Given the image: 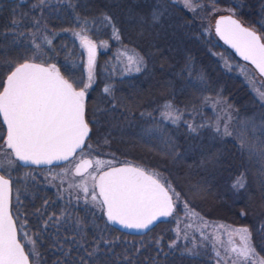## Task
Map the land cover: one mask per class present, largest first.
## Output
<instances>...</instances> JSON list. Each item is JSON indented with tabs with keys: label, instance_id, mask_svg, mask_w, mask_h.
<instances>
[{
	"label": "trees",
	"instance_id": "1",
	"mask_svg": "<svg viewBox=\"0 0 264 264\" xmlns=\"http://www.w3.org/2000/svg\"><path fill=\"white\" fill-rule=\"evenodd\" d=\"M202 1L225 8L224 13L232 14L234 11L244 24L264 36V0H235V3L232 0H217L216 3L213 0ZM75 2L78 7L75 12H71L58 4L57 0H50L43 11L39 7H32L36 0H0V57L13 58L16 62L35 59L33 52L26 46V38L13 36L12 21H19L20 26L16 29L18 34L28 32L32 29V21L38 19L42 32L46 27L49 35L52 32L58 35L51 36V48L46 49L41 59L36 61L55 64L65 78L87 82L86 52L79 39L73 35L79 31L76 15L89 20L100 18L102 14L110 15L120 29V41L111 39L112 29L105 28L99 21L96 24L98 32L88 33L98 47L94 82L87 90L86 118L97 122L90 124V139L87 140L94 151L89 152L87 148L84 151L90 155L109 157L115 163L132 162L147 171L159 173L162 182H171L176 191L182 193L183 200L189 202L190 208L209 223L206 234L214 236V230L210 228L213 225L246 226L252 233L256 252L264 257V231H261V225L264 224V194L261 191L264 172L260 171L259 164L249 160L247 153H240L239 143L234 137H213L210 128L201 129L199 134H189L184 123H214L217 117L226 120L224 110L229 106L233 116L238 114L241 119L254 117L260 123L264 118V108L255 99L257 91L253 85L256 80L249 68L252 65L226 45L213 28L210 29L203 20L177 2ZM158 4L166 8V12L158 22L153 23L152 13ZM14 38L20 43L9 46ZM102 41H107V47L100 46ZM125 46L135 49L144 57L145 67L141 72L122 74L123 64H119L116 57ZM6 74L4 71L3 75ZM201 76L207 85L204 90H201L203 85L192 86L193 83L199 84ZM105 85L112 86L118 102L116 110H110L111 99L103 93ZM205 97L211 99L205 101ZM218 98L221 104L214 108L213 101ZM168 101L184 111L183 120L179 125L161 121L159 130L146 134L145 130L153 127V120L141 116V113H152L153 117H159L158 109ZM101 109L104 111H98ZM4 132L5 126L0 119V134ZM168 137L174 140L177 146L175 151L181 153L179 158H174L166 151L165 141ZM217 153L215 163L206 159ZM50 167L57 166L24 165L16 161L8 171H0L10 179L13 216H16L18 209L21 214L19 223H23L25 217L28 221L23 229L18 225V235L26 252L32 253L30 264H55L58 260L61 264H68L62 253L69 241L64 240V249H60L55 246L56 237L72 236L70 227L74 225H61L59 231L50 228L39 238L32 235L43 223L32 214L41 208L44 200L52 202L47 212H55L56 215L72 201L69 210L73 219L78 217L84 222L83 232L88 240L84 247L88 251L92 250L94 238L101 235L90 223L93 213L95 224L105 228V239L111 243H101L95 259L88 257L83 249L77 253L73 248V257L77 262L83 255L90 264H216L217 258L212 247L215 241L212 239L207 241V246L197 248L195 254L184 251L185 245L191 247V244L183 239L182 234L177 247H168L177 238L173 231L177 226L182 233L187 231L190 237L195 235L198 241V230L204 228L202 221L194 217L185 218L182 202L173 216L159 218L142 234L131 233L109 224L103 213L90 205L86 209L84 203L77 204L70 198L58 196L59 190L49 186L43 177L44 171ZM245 170L246 187L239 191L232 189V180ZM193 185H200L204 189L202 194L193 195ZM17 189L21 192L19 204L16 201ZM242 212L244 215H241ZM25 232L37 240L35 246L24 238ZM79 238L77 234L76 239ZM157 239L160 240L159 247L155 243Z\"/></svg>",
	"mask_w": 264,
	"mask_h": 264
},
{
	"label": "snow or ice",
	"instance_id": "2",
	"mask_svg": "<svg viewBox=\"0 0 264 264\" xmlns=\"http://www.w3.org/2000/svg\"><path fill=\"white\" fill-rule=\"evenodd\" d=\"M176 3V0H171ZM217 0H213L216 3ZM235 3V0H232ZM50 0H36L32 5L33 8H41L43 11ZM58 4L65 6L66 10L75 12L78 4L75 0H57ZM184 7L195 13L207 5L196 4L194 0H183ZM239 5H237L238 7ZM213 12L217 9L213 8ZM229 11H232L229 9ZM166 8L157 5L152 13V22H158ZM235 12L230 16H221L216 22V32L226 43L235 48L245 61H250L258 70L261 76H264V36L244 28L232 18ZM103 24L105 28L112 29L111 39L120 41V29L116 26L110 15L102 14L100 18H81L76 15V22L79 25V31L73 35L79 39L80 45L87 52V82L76 80L71 77L65 78L61 75L60 70L55 64L36 63V59H41L46 49H50L53 44L51 36L58 33L52 32L49 35L47 28L42 32L39 20L32 21V29L28 32H19L16 29L20 26L19 21L13 19L12 33L16 37H25L27 47L33 52L35 59H24L23 62H16L15 59H4L0 57V117L3 124L6 125V134H0V151L11 150L9 156L14 155L16 161L31 163L34 165H54V162H64L71 165L77 154H85L87 148L89 152L94 151L91 144L87 143L90 139V124L97 121H90L86 118V98L87 90L94 82V66L96 61L97 45L88 35L89 32L97 33V22ZM143 22V21H142ZM264 27V25H262ZM30 38V39H28ZM18 39H13L9 46L18 44ZM101 47H107V41H102ZM119 64H123V73H139L145 67L144 57L125 46V49L116 57ZM187 67V65H186ZM7 75L4 76L3 72ZM191 82V79L189 77ZM83 84L81 87L80 85ZM204 86L201 90L206 89L207 85L203 76L199 79V84L193 83V87ZM103 93L111 99L112 108L116 110L118 102L116 101L111 85H105ZM219 97V94H217ZM211 99L205 97V101ZM261 108H264V92L257 91L255 97ZM226 102V101H225ZM221 104L218 98L213 101V107L217 108ZM231 106L224 110L227 119L217 117L213 122L195 124L190 121H184L189 134H199L203 128H210L213 137H234L239 143V151L243 155L248 154L249 160L260 166V171L264 172V118L257 123L255 118H243L239 115L233 116L230 111ZM104 111V110H98ZM160 116L153 117L152 113H141V116H148L153 120V127L145 130L146 134H151L154 130H159L161 121L170 122L172 125H179L183 120L184 111L179 110L171 102H165L160 106ZM221 125H223L221 127ZM107 143V140H105ZM166 151L172 154L174 158H179L181 153L175 151L176 144L171 137L165 141ZM6 146V148H5ZM217 154H213L206 159L216 162ZM14 160L9 158L7 165L11 167L15 164ZM58 166V165H54ZM93 161L81 160L76 164L73 176H80L81 181L77 184H70L69 189L76 188L78 193L73 197L77 204L83 200L84 205L91 204L95 207L99 205V210L106 216L107 222L119 223L120 225L136 230H147L161 217H170L175 214V210L183 203L186 211L185 218H196L204 224L203 229H199L200 240L196 236H189L187 231H183L177 226L173 231L176 233V239L172 240L168 247L173 249L178 246V240L183 239L191 244V247L185 245L184 251L195 254L196 249L207 246L209 239L214 240L212 247L217 258V264H264V257H260L256 248L252 244V233L248 227H232L228 225H216V229L223 232L227 237L226 242L223 239L216 240L211 234L205 232L209 227L207 221H203L199 213L191 209L189 202L183 200L181 192L176 191L171 182L164 181L160 174L153 171H146L141 167L124 165L120 167L112 166L111 161L97 159ZM5 162L0 160V171H3ZM107 167V170H104ZM70 171L69 168L62 169L60 175L66 176ZM246 171H241L232 180V189L239 191L246 187ZM34 180V178H33ZM193 195H200L204 189L200 185L191 186ZM261 191L264 194V181L261 182ZM12 189L10 179L0 175V264H30L31 252L26 253L25 245L21 239H18V225L23 229L27 226V218L23 223H19L21 214L17 209L16 216H13L10 207V195ZM63 189L58 192L62 197ZM81 193L83 195H81ZM21 192L16 190V201L20 203ZM52 202L44 200L41 208H37L32 215L38 216L43 223L39 226L38 231L33 236L39 238L43 232L50 228H59L61 225H74L70 227L73 232L72 236L60 238L56 237V244L60 249H64V240L69 244L63 251V256L67 258L68 264H90L85 260L83 255L77 262L73 257V248L79 253L81 249L88 257L95 259L96 252L99 251V245L110 244L105 239V228L95 224V213L93 220L90 221L101 233L98 238L92 241V250L88 251L85 244L88 243L86 235L83 232L84 222L81 218L73 219L69 206L72 201L68 202L61 209L60 214L55 212L49 214L48 207ZM241 215H244L242 212ZM178 219V224H179ZM192 225H188L191 227ZM261 231H264V224L261 225ZM79 234L80 238L76 239ZM239 238V242L235 241ZM24 238L33 246L37 240L24 233ZM160 246V240L155 241ZM264 250V249H262ZM223 252V255L221 254ZM183 254V253H182ZM55 264H61L56 261Z\"/></svg>",
	"mask_w": 264,
	"mask_h": 264
},
{
	"label": "rangeland",
	"instance_id": "3",
	"mask_svg": "<svg viewBox=\"0 0 264 264\" xmlns=\"http://www.w3.org/2000/svg\"><path fill=\"white\" fill-rule=\"evenodd\" d=\"M176 2L179 5H181L182 7H184L183 0H176ZM194 3L207 5V7H202L198 11H196L195 13L189 11L185 7L184 8L187 11H189L190 13H192L193 15H195L196 17L200 18V20H203L210 29L213 28V22H214L215 17L217 15H219V14H223L226 11V9L223 8V7L214 6V5H211V4H207V3H204L202 0H194ZM213 8L217 9V11L213 12L212 11ZM94 42L96 43V45L98 47L97 42L95 40H94ZM85 52H86V50H85ZM249 68H250L251 72H253V74H254L253 77L256 80V81H254L255 84L253 85L254 89L256 91H262V92H264V80H263V78L254 69L253 66L252 67L249 66ZM86 70H87V52H86ZM87 75H88V73H87ZM4 134H5V132H4ZM5 148H6V146H5ZM10 153H11V150L10 149H7L6 152L5 151H0V160H3L5 162V167H4V170L5 171H8L11 167L14 166V165H12L11 167H9L7 165V160L9 158H11L12 160L15 161V159H16L14 157V155L9 156L8 154H10ZM84 156L91 157V159L93 161V168L89 169L88 170L89 172H92V171L95 170L94 162L97 159L103 160V161H111L113 164L115 163L109 157L97 156V155H90V154H88V153L85 152V154H77L76 158L72 161L71 165L62 162V164L59 165V166H57V167H50L47 170H45L44 173H43V177L47 181V184L49 186H52V187L57 188L59 191L61 189H63L62 199L70 198L71 200H73V197L78 193V191H79L78 189H76V188L69 189V185L70 184H77V183H79L81 181V177L80 176H73V172H74L73 167H74L75 163L77 162V160H79L81 157H84ZM65 168H69L70 171L68 172V174L66 176H61L60 173H61L62 169H65ZM81 195H83V194L81 193ZM73 201H75V200H73ZM80 202L81 203H84L83 200H81ZM89 205L92 208H94L96 211L102 212L101 210H99V205L98 204L95 207H93L91 204H89ZM215 226L216 225H213L210 228H213V230H214V236H215L216 240L223 239L226 242L227 237L223 235V232L222 231L217 230ZM234 239H235V241L237 243L239 242V238L238 237H235ZM221 254L223 255V252ZM216 264H217V261H216Z\"/></svg>",
	"mask_w": 264,
	"mask_h": 264
},
{
	"label": "water",
	"instance_id": "4",
	"mask_svg": "<svg viewBox=\"0 0 264 264\" xmlns=\"http://www.w3.org/2000/svg\"><path fill=\"white\" fill-rule=\"evenodd\" d=\"M230 15H232L231 13H223V14H219V15H217L216 17H215V19H214V22H213V30H214V32L217 34V32H216V22H217V20L221 17V16H230ZM232 18L234 19V20H236L237 22H239V24L241 25V26H243L244 28H247V29H250V30H252V31H254V32H256L258 35H260L256 30H254V29H252L251 27H249L248 25H246V24H244L238 17H236L235 15H233L232 16ZM218 35V34H217ZM219 36V35H218ZM219 38H220V36H219ZM221 39V38H220ZM226 45H228L240 58H242L243 59V57H241L240 55H239V53H237L236 52V50H235V48H233L230 44H228V43H226L223 39H221ZM244 60V59H243ZM21 62H23V61H21ZM35 62L36 63H43V62H40V61H36L35 60ZM250 64H251V62L250 61H248ZM46 64V63H45ZM252 65V64H251ZM253 67H254V69L258 72V70L255 68V66L254 65H252ZM259 73V72H258ZM7 75V74H6ZM262 78H263V80H264V76H261ZM0 119H1V121H2V117H0ZM3 122V121H2ZM5 134H6V125H5ZM81 160H90V161H92V159H91V157H89V156H84V157H81L79 160H77V162L75 163V165H74V167H73V169L75 170V166H76V164H78V163H80L81 162ZM19 162H21L22 164H24V165H29V164H31V163H24V162H22V161H19ZM59 163H62V162H54V165L55 164H59ZM131 165V166H133V167H141V166H139V165H137V164H135V163H132V162H120V163H115V164H112V166H115V167H120V166H124V165ZM34 165V164H33ZM40 166H48V165H40ZM141 168H143V167H141ZM144 169V168H143ZM104 170H107V167H105V169ZM146 170V169H145ZM147 171V170H146ZM1 175V174H0ZM6 179H9L8 177H6V176H4ZM105 218H106V216H105ZM107 219V218H106ZM109 224H111V225H113V226H116V227H118L119 229H122V230H125V231H128V232H131V233H135V234H142V233H144V232H146L147 230H136V229H129V228H126V227H124V226H122V225H120L119 223H112V222H108ZM155 223V222H154Z\"/></svg>",
	"mask_w": 264,
	"mask_h": 264
},
{
	"label": "flooded vegetation",
	"instance_id": "5",
	"mask_svg": "<svg viewBox=\"0 0 264 264\" xmlns=\"http://www.w3.org/2000/svg\"><path fill=\"white\" fill-rule=\"evenodd\" d=\"M0 174L3 175V176H5L2 172H0ZM10 206H11V199H10ZM18 239H20L19 238V235H18Z\"/></svg>",
	"mask_w": 264,
	"mask_h": 264
}]
</instances>
